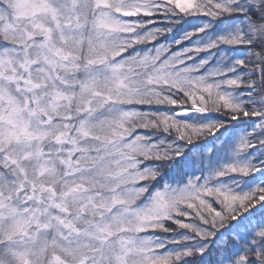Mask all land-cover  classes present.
Returning <instances> with one entry per match:
<instances>
[{
    "label": "snow or ice",
    "instance_id": "snow-or-ice-1",
    "mask_svg": "<svg viewBox=\"0 0 264 264\" xmlns=\"http://www.w3.org/2000/svg\"><path fill=\"white\" fill-rule=\"evenodd\" d=\"M0 264H264V0H0Z\"/></svg>",
    "mask_w": 264,
    "mask_h": 264
}]
</instances>
